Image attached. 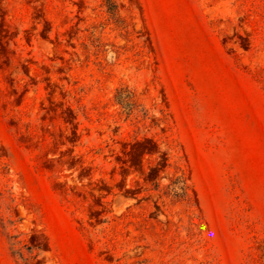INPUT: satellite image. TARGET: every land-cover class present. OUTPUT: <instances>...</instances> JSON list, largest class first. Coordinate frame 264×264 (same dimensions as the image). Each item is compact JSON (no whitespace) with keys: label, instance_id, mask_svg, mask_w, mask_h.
Returning a JSON list of instances; mask_svg holds the SVG:
<instances>
[{"label":"rangeland","instance_id":"rangeland-1","mask_svg":"<svg viewBox=\"0 0 264 264\" xmlns=\"http://www.w3.org/2000/svg\"><path fill=\"white\" fill-rule=\"evenodd\" d=\"M0 264H264V0H0Z\"/></svg>","mask_w":264,"mask_h":264}]
</instances>
